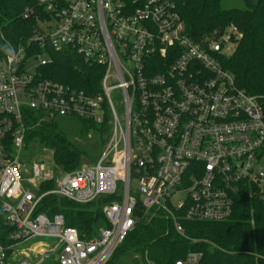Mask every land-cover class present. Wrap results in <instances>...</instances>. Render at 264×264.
<instances>
[{"label": "built area", "instance_id": "obj_1", "mask_svg": "<svg viewBox=\"0 0 264 264\" xmlns=\"http://www.w3.org/2000/svg\"><path fill=\"white\" fill-rule=\"evenodd\" d=\"M37 1L48 25L28 48L0 56V264L16 251L21 264H107L136 222L156 211L185 235L183 220L225 219L240 192L264 201V96L239 86L222 64L231 33L239 35L233 26L202 43L187 34L175 0ZM46 47L101 65L96 89L27 72L24 54ZM29 108L102 126L98 156L72 170L26 161ZM48 194L104 198L108 225L81 237L62 212L38 209ZM201 258L189 250L173 264Z\"/></svg>", "mask_w": 264, "mask_h": 264}, {"label": "trees", "instance_id": "obj_2", "mask_svg": "<svg viewBox=\"0 0 264 264\" xmlns=\"http://www.w3.org/2000/svg\"><path fill=\"white\" fill-rule=\"evenodd\" d=\"M245 6L225 8L220 0H175L184 20L187 34L204 42L217 30L218 34L233 26L239 33L232 51L221 59L230 69L239 86L264 96V0H244ZM37 0H0V56L7 48L25 45L42 16ZM31 50L37 46L31 44ZM51 60L40 66L38 76L68 82L92 91L102 72V66L85 61L71 48L46 47ZM29 54V53H28ZM63 117L44 118L43 111H25L26 145L39 138L53 149V158L65 170L77 168L86 155L90 160L98 155L92 149L102 146L104 129L91 121L80 119L81 131L93 127L98 139L91 148L79 146L62 128ZM98 198L78 203L55 194L43 197L38 209L48 214L62 212L68 225L78 229L81 237L94 233L96 226L108 225ZM0 216L2 210L0 209ZM185 235L175 231L172 222L161 211L139 219L114 251L107 264H120L132 257L129 264H139L149 256L155 264H173L189 250L202 252V264H264V201L240 192L235 196L231 214L222 220H183ZM133 255H139V258ZM139 259V260H138Z\"/></svg>", "mask_w": 264, "mask_h": 264}, {"label": "rangeland", "instance_id": "obj_3", "mask_svg": "<svg viewBox=\"0 0 264 264\" xmlns=\"http://www.w3.org/2000/svg\"><path fill=\"white\" fill-rule=\"evenodd\" d=\"M220 4L222 7L230 8V7H244L245 1L244 0H220ZM42 8V16H37L36 19L38 21V24H36L33 35L36 34V30H39L42 28H45L44 26L49 23V20L47 19L48 14L45 11L44 6L41 4ZM44 23V24H43ZM239 38V35L236 37L233 33H231L230 39L232 41H235ZM231 43V42H230ZM229 44V43H228ZM231 48L233 49L234 45L230 44ZM233 46V47H232ZM14 47V46H12ZM11 47V48H12ZM29 53V54H28ZM26 59L25 64V70L30 73L39 72L40 66L47 63V61L50 58L49 51L47 49H44L39 56H36L32 52H27L24 54ZM112 100L116 103L120 100L121 96L118 92L114 91L111 93ZM80 119L77 117H69V116H63L60 120V124L62 125V128L67 132V134L79 144V146L84 148H91L92 145H96L94 143L98 139V133L96 130H94L93 127L88 128L87 130L81 131L80 127ZM101 150V146L94 147L92 149L93 155H98ZM22 155L25 157L26 161H32V160H42L44 161V164L46 166L47 170H57L59 169L60 165L56 164L53 158V149L50 147H47L44 143H42L39 138H32L27 145L22 150ZM82 157L85 158L84 161L90 160L88 156L82 155ZM83 161V160H82ZM82 163V162H81ZM46 242H52V238H45ZM28 241H25L22 243V245H26ZM22 254H20L18 251H16L15 255L13 257L9 256L7 258L8 264H21L20 259L22 258ZM139 258V255H133ZM131 256L126 259L125 262H121L120 264H129L131 260ZM139 260V259H138ZM29 261L31 264H56L55 261L52 260L51 257L44 258L41 261H37V257H31L29 258ZM154 261L147 255L144 257L143 261H139V264H153Z\"/></svg>", "mask_w": 264, "mask_h": 264}, {"label": "clouds", "instance_id": "obj_4", "mask_svg": "<svg viewBox=\"0 0 264 264\" xmlns=\"http://www.w3.org/2000/svg\"><path fill=\"white\" fill-rule=\"evenodd\" d=\"M5 47H6V50H7V51L11 52V49L7 48V46H5Z\"/></svg>", "mask_w": 264, "mask_h": 264}, {"label": "water", "instance_id": "obj_5", "mask_svg": "<svg viewBox=\"0 0 264 264\" xmlns=\"http://www.w3.org/2000/svg\"><path fill=\"white\" fill-rule=\"evenodd\" d=\"M9 251V250H8Z\"/></svg>", "mask_w": 264, "mask_h": 264}]
</instances>
